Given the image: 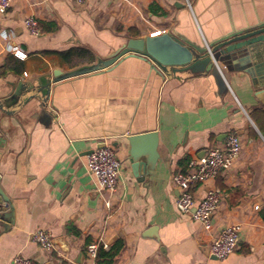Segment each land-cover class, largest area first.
<instances>
[{
  "label": "crops",
  "instance_id": "crops-1",
  "mask_svg": "<svg viewBox=\"0 0 264 264\" xmlns=\"http://www.w3.org/2000/svg\"><path fill=\"white\" fill-rule=\"evenodd\" d=\"M261 24L264 0H12L0 12V66L14 55L25 69L0 76L8 198L0 195V264L17 254L32 264H99L87 245L110 250L118 240L124 247L105 264H264V48L258 59L220 55L215 74L164 71L129 54L105 65L129 38L171 32L202 47ZM73 48L94 60L71 67L61 52ZM232 132L243 142L240 157L193 188L198 197L214 184L225 193L207 231L179 211L173 175ZM102 143L122 162L114 192L86 170L87 153ZM234 223L238 248L224 260L210 256L217 232ZM38 228L51 232L55 249L31 238Z\"/></svg>",
  "mask_w": 264,
  "mask_h": 264
},
{
  "label": "built area",
  "instance_id": "built-area-1",
  "mask_svg": "<svg viewBox=\"0 0 264 264\" xmlns=\"http://www.w3.org/2000/svg\"><path fill=\"white\" fill-rule=\"evenodd\" d=\"M88 0H76L78 4H85ZM12 4V0H0V12L5 13ZM26 27L33 34H39V23L34 17L24 20ZM158 34V33H155ZM1 35V33H0ZM7 36V34L2 33ZM13 53L24 58L25 54L19 50ZM243 142L235 132L229 133L224 142L210 146L200 156L189 159L187 168L173 175V186L178 195L176 205L180 212L190 213L204 230L212 229L214 213L219 208L225 195L218 185L209 186L203 196H196L193 188L196 185L214 181L220 174L231 168L240 157ZM122 162L117 157L116 147L110 143L90 150L86 155V170L94 176L101 189L114 192L117 190ZM258 209V206H256ZM240 224H229L221 228L208 247V253L219 260L228 258L239 245ZM31 238L38 242L46 251L55 249L51 232L46 228H38L31 232ZM100 244L90 242L87 245V256L96 259ZM106 246V245H105ZM10 264H32L31 260L17 254Z\"/></svg>",
  "mask_w": 264,
  "mask_h": 264
},
{
  "label": "water",
  "instance_id": "water-1",
  "mask_svg": "<svg viewBox=\"0 0 264 264\" xmlns=\"http://www.w3.org/2000/svg\"><path fill=\"white\" fill-rule=\"evenodd\" d=\"M264 48V24L250 30L229 33L218 40L211 42L208 46H197L185 41L171 32L162 34L146 35L142 37L129 38L122 47L114 51L109 61V65L125 54L146 57L152 60L164 71L174 73L184 71H210L215 74L218 71V60L220 55L223 59L231 60L235 54L245 55L244 58L251 59V54L256 59L259 58L260 49ZM99 65L86 66L83 70H94ZM260 71L258 70V73ZM58 71H55V75ZM264 94L260 92L258 95ZM138 138L130 139L132 145ZM138 154H133L136 160ZM1 202H7L8 198L0 187Z\"/></svg>",
  "mask_w": 264,
  "mask_h": 264
},
{
  "label": "trees",
  "instance_id": "trees-1",
  "mask_svg": "<svg viewBox=\"0 0 264 264\" xmlns=\"http://www.w3.org/2000/svg\"><path fill=\"white\" fill-rule=\"evenodd\" d=\"M62 56L68 61L71 67H76L82 62L93 61L94 55L86 49L83 48H73L61 52ZM25 69L24 61L15 57L14 55H8L3 64L0 66V76L5 75L8 72H14L17 74L23 73ZM260 114L264 119V110H259ZM259 123V122H258ZM264 217V216H263ZM124 247V243L121 240H118L114 243L110 250H105L103 245L99 246L97 262L99 264H105L101 261V258L109 261L115 257L120 250Z\"/></svg>",
  "mask_w": 264,
  "mask_h": 264
}]
</instances>
